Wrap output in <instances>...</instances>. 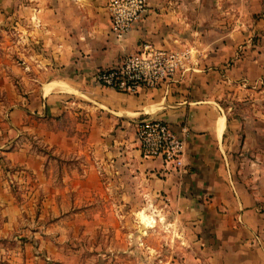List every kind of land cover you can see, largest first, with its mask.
<instances>
[{
    "label": "crops",
    "instance_id": "crops-1",
    "mask_svg": "<svg viewBox=\"0 0 264 264\" xmlns=\"http://www.w3.org/2000/svg\"><path fill=\"white\" fill-rule=\"evenodd\" d=\"M167 2L118 39L108 0H0V264H264V134L223 101L244 91L243 64L195 53L200 71L137 94L94 79L144 41L198 43ZM145 118L189 131L183 168L142 155ZM141 213L181 250L156 249L147 227L138 245Z\"/></svg>",
    "mask_w": 264,
    "mask_h": 264
},
{
    "label": "rangeland",
    "instance_id": "rangeland-1",
    "mask_svg": "<svg viewBox=\"0 0 264 264\" xmlns=\"http://www.w3.org/2000/svg\"><path fill=\"white\" fill-rule=\"evenodd\" d=\"M167 5L178 8L172 22L179 23L187 31L195 26L192 36L199 38L195 46H187L181 39L183 46L178 48H192L205 59L223 56L221 64L226 69L236 63L243 64L247 75L241 82L244 91L241 88V94H234L230 85L226 88L230 95L227 94L223 101L229 114L241 121L242 129L246 128L251 140L257 142V133L263 131L264 134V0H168ZM222 36L228 37L225 45L221 43ZM200 52L207 53L200 55ZM164 225H168L164 219L151 222L138 218L128 222L127 228L138 236V245L142 240L141 231L147 227L151 232L145 239L156 249L161 250L164 242L171 246L165 245L166 249L181 250L175 246L178 240L175 242L173 232L167 231ZM164 253L171 254L165 250L161 252ZM157 258L154 253L151 264H156Z\"/></svg>",
    "mask_w": 264,
    "mask_h": 264
},
{
    "label": "built area",
    "instance_id": "built-area-1",
    "mask_svg": "<svg viewBox=\"0 0 264 264\" xmlns=\"http://www.w3.org/2000/svg\"><path fill=\"white\" fill-rule=\"evenodd\" d=\"M111 30L118 39L124 38L149 12L148 0H108ZM185 48L158 47L144 41L137 51L126 54L115 66L100 68L95 81L127 94L171 86L186 78L190 71H200L198 56ZM198 55V54H197ZM197 67V68H196ZM180 136L167 121L145 118L136 124V136L142 155L161 159L166 168L181 169L185 165L186 137Z\"/></svg>",
    "mask_w": 264,
    "mask_h": 264
},
{
    "label": "bare ground",
    "instance_id": "bare-ground-1",
    "mask_svg": "<svg viewBox=\"0 0 264 264\" xmlns=\"http://www.w3.org/2000/svg\"><path fill=\"white\" fill-rule=\"evenodd\" d=\"M140 215L142 216L144 221H148L149 220V221L152 222L154 220V216L153 215H147L146 213H141Z\"/></svg>",
    "mask_w": 264,
    "mask_h": 264
}]
</instances>
